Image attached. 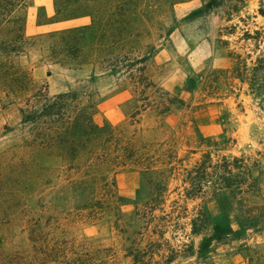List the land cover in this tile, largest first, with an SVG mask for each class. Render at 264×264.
<instances>
[{
    "label": "rangeland",
    "instance_id": "obj_1",
    "mask_svg": "<svg viewBox=\"0 0 264 264\" xmlns=\"http://www.w3.org/2000/svg\"><path fill=\"white\" fill-rule=\"evenodd\" d=\"M205 1L88 0L85 16L62 21L52 0L26 1L29 43L16 63L36 85L46 84L49 94L91 89L95 122L115 127L146 157L78 173L28 143L19 103L5 91L1 75L0 264H130L128 251L146 248L160 230L161 240L180 250L175 262L264 264V226L212 243L200 258L187 256L185 244L196 250L202 237L190 233L198 205L206 203L212 220L219 212L208 184L203 198L184 194L183 179L204 151H213L212 163L229 154L256 161L254 174L260 170L261 176L248 205L264 207V0H242L232 14L235 0H226L190 17ZM66 28L78 30L80 51L75 60L60 63L49 52L50 34ZM143 54L145 74L155 85L144 93L128 72V64ZM113 65L122 70L112 73ZM159 92L175 98L164 113ZM208 140L219 145L209 147ZM83 173H99L108 187L78 183ZM112 179L122 200L112 197Z\"/></svg>",
    "mask_w": 264,
    "mask_h": 264
},
{
    "label": "trees",
    "instance_id": "obj_2",
    "mask_svg": "<svg viewBox=\"0 0 264 264\" xmlns=\"http://www.w3.org/2000/svg\"><path fill=\"white\" fill-rule=\"evenodd\" d=\"M26 1L0 0V76L2 75L7 94L11 93L13 100L19 103V123L29 134L28 143L54 153L78 173L88 167L97 169L103 164L125 166L127 161L134 157H146L145 153H139L132 141L123 140L115 127L109 123L100 125L95 122L97 100L91 89L82 85L49 94L46 84L36 85L34 79L16 63V58L24 52L29 43L24 32L23 8ZM52 1L57 21L85 16L88 9L86 3L88 0ZM226 2V0H206L202 7L192 11L190 17L209 12ZM242 3V0L231 1L229 12L232 14L238 11ZM50 36L53 39L49 52L51 56L58 58L60 63H65L67 59L75 60L79 56V36L76 28L60 29ZM147 59L148 55L143 54L128 64L133 70L129 69L128 72H131L129 78L136 85L137 91L142 93L147 89L153 91L155 88L153 81L145 74L144 62ZM261 59H258V62L262 61ZM121 70L120 65H113L111 69L112 73ZM8 80L14 81L15 84L11 87L6 83ZM157 95L159 98L162 97L159 112L168 111L175 98L166 97L164 92H159ZM138 113L136 111L133 116ZM218 145L219 142L216 140L207 141L209 147ZM212 153V150L204 151L201 155L202 159L188 171V178L183 179L187 184L184 194L188 198H203V185L208 184L209 198H214L219 205L215 220H212L213 216L204 201L198 205L197 211L189 220L190 233L202 237L196 250L191 244H185L189 250L187 256L195 255L200 258L210 250L212 243H225L245 233L249 228L264 226V214L259 213L264 207L248 205V197L258 190L261 176L260 170L256 175L254 174V169L259 166L257 162L249 163L243 154L240 156L229 154L221 155L220 162L212 163ZM215 156L219 157V155ZM208 167L211 168L210 171H207ZM99 173L92 176L83 173L84 179L80 177L77 182L90 180L94 188L102 183L103 186L108 187V181ZM142 173L145 174V170ZM111 185L112 197L115 196V200H122L121 196L115 195L116 187L113 179ZM139 191L138 188L137 192ZM94 200L96 199H91ZM152 200L159 201L161 198L155 196ZM157 233L158 239L149 240L146 248L128 251L131 256L130 264H183L181 261L175 262L180 250L172 247L167 239L161 240L162 230Z\"/></svg>",
    "mask_w": 264,
    "mask_h": 264
}]
</instances>
